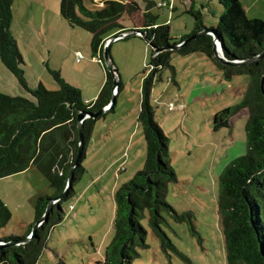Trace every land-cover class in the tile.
<instances>
[{"label":"rangeland","instance_id":"374dc122","mask_svg":"<svg viewBox=\"0 0 264 264\" xmlns=\"http://www.w3.org/2000/svg\"><path fill=\"white\" fill-rule=\"evenodd\" d=\"M120 1L138 4L140 13L123 14L117 21L125 30H135L137 22L144 18L146 3L141 0ZM152 1L155 6L149 13L158 25L169 26L172 41L189 36L193 31L194 18L190 11L199 12L203 26L209 30L216 29L222 13L219 0ZM159 4L164 5L160 7ZM241 4L247 19L264 21V0H242ZM84 5L91 10L102 9L96 3L92 5L90 0H84ZM13 10L15 19L10 31L16 37L17 31L24 30L20 19L23 9L14 5ZM69 30L75 34L74 50L70 55L63 49H56L49 66L47 56L38 51L35 53L32 43L28 44L27 38L19 35V51L24 58L21 67L30 87L34 88L38 83L35 74L42 73L41 83L50 91L57 90V86L47 68L57 69L55 71L66 83L83 87V102L88 105L92 100L86 99V93L91 92L93 81L100 72L105 78L103 55V64L97 60V66H83L92 59L91 35L80 28L71 30L69 27ZM120 32L113 29L111 35ZM64 37L63 42L69 36ZM76 51L84 57L79 63L74 57ZM151 53L152 47L142 37L121 39L110 47L109 57L116 67L119 65L120 77V72L126 73L130 80L125 82L123 78L114 110L99 120L102 131L107 129L106 134L109 133L106 139H102L106 144L100 150L95 149L92 142L87 145L82 163L86 173L74 184L73 196L62 203L63 220L50 231L37 264H102L105 248L114 238V193L145 166L146 147L137 117L142 80L144 74L149 73ZM170 65L172 69H163L154 82L150 104L154 121L168 139V162L177 179L168 185L165 200L174 211L186 216L185 221L176 222L168 213L162 214L161 229L172 247L167 243L163 245L144 220L147 247L139 250L133 264H227L218 211L220 176L232 161L247 154L248 112L240 111L229 120L228 127L217 130L213 118L223 109L241 102L250 78L242 74L225 79L223 72L201 53L180 55L174 52ZM131 74L134 75L132 79ZM84 87L88 89L86 92ZM0 93L32 100L1 61ZM170 103L174 105L173 111L168 110ZM135 124L137 135L130 140L131 149L125 152L120 144ZM123 152L124 157L129 154V158L119 167L117 162H123ZM117 167L118 172L115 171ZM121 167L123 172L119 171ZM16 175L0 179V200L11 213L8 225L0 230V239L24 235L28 226L25 228L23 220L30 218L32 221L28 225L35 223L37 198L54 195L36 168L26 175Z\"/></svg>","mask_w":264,"mask_h":264},{"label":"trees","instance_id":"16d2710c","mask_svg":"<svg viewBox=\"0 0 264 264\" xmlns=\"http://www.w3.org/2000/svg\"><path fill=\"white\" fill-rule=\"evenodd\" d=\"M97 1L103 2L101 10L87 8L84 0H60L59 12L68 27L83 29L91 35L92 57L103 64V44L106 38L113 29H123L117 23L118 19L123 14L131 16L140 8L134 1ZM141 1L146 3L144 27L137 31L144 32V40L151 47L180 46L190 36L207 30L202 24L201 14L190 11L194 18L193 31L189 36L172 41L169 26L158 25L155 17L149 13L150 8L155 6L153 1ZM241 1L219 0L222 13L218 18V26L210 29L218 34L223 54L228 60H246L264 51V21L247 19ZM13 2L14 0H0V61L32 100L0 93V179L23 173L31 167L36 168L46 179L54 195L37 198V223L48 202L63 193L69 169L76 161L79 139L77 114L81 111L97 113L107 107L112 99L115 80L114 72H108L104 66L103 86L96 99L88 105L83 102L80 90L66 83L56 71L47 69L57 90L50 91L42 83L31 88L21 67L23 58L17 41L10 31ZM90 3L95 4L94 0H90ZM131 32L132 30L123 29L116 36ZM174 52L180 55H205L223 72L227 80L242 74L250 78L241 102L232 108L223 109L213 118L214 128L217 130L228 127L229 120L240 111L248 112L247 154L232 161L222 172L218 211L227 264H264V57L243 67L222 66L214 58L211 35L188 41L176 50L155 53L152 49L149 73L144 74L142 80L137 117L146 147L145 166L114 193V238L105 248L102 264H133L139 250L147 247V232L142 224L144 220H147L161 243H167L168 247H172V244L161 229L164 221L162 214L168 213L176 222L185 221L186 215L174 211L165 200L168 185L177 179L168 162V139L154 121L150 104L154 82L163 69H172L170 61ZM115 74L117 75V71ZM121 88L122 83L118 80L116 97ZM114 107L115 104L106 113L112 112ZM106 113L84 122V147L74 170L72 187L56 202L54 210L36 229L29 242L0 247V264H37L50 231L63 220L62 203L73 196L74 184L86 173L82 166L85 150L95 123L104 118ZM10 219V211L0 200V230L8 225ZM33 227L34 225L31 231ZM22 239L12 236L0 239V243L6 245Z\"/></svg>","mask_w":264,"mask_h":264},{"label":"crops","instance_id":"0c3cea01","mask_svg":"<svg viewBox=\"0 0 264 264\" xmlns=\"http://www.w3.org/2000/svg\"><path fill=\"white\" fill-rule=\"evenodd\" d=\"M59 2H60V0H14L12 7H11L12 8V21L15 19V14H14V10H13L14 5H16L18 8L20 6L23 9V14H22V17H20V19L22 20L24 30L21 31L20 33H19V31H17L16 37L14 36V38L17 41V45H18L19 50H20V47H19V35H20L22 37L27 38L28 44L32 43L34 50H35V53H36V51H38V52H40L41 55L47 56V60H48L47 65L48 66L50 64V60H51L56 49H57V51L60 49H63V51H67L68 54L71 55V52H72V50H74L73 48L75 46V44H74L75 42H74V38H73L75 34H74V32H72V34L69 32L70 30H69L68 25L66 24L64 19L61 17L60 12H59V6H60ZM137 13H140V10ZM143 27H144V18H142L141 20H139L137 22V25L134 27V29L135 30H142ZM123 29H118V31H121V30L123 31ZM65 35H68L69 37L67 38V40L65 42H63ZM110 36H113V35L110 34L108 37H110ZM134 37L137 39H140L139 36H134ZM124 41H126V39ZM113 43H115V42H113ZM113 43L111 44V46L113 45ZM139 48L143 49L142 46H139ZM75 53H79V51H76ZM82 60H84V57ZM96 61H97V59L92 57L90 62H88L87 64H84L83 66H85V65L88 67L90 65L91 66H95V65L97 66ZM47 65H46V67H47ZM113 65H114L115 70L117 71L118 80L122 83L123 78H125V82H129L130 75L128 76L126 73L123 74L122 72H120V74H121V77H120L119 72H118L119 71V65H117L118 68L116 67L114 62H113ZM52 70L55 71L57 69L52 68ZM133 74H131V79H132V76H134ZM35 76L37 78L38 83H41L42 82V73L41 74L36 73ZM126 76H127V78H126ZM93 82H95V84H92L91 92L86 93V99L92 100L91 102H93L96 99V97L99 93V90L103 86V83H104L103 74L100 72V76L97 77V79H95V81H93ZM35 86L36 85H34V87ZM89 86H91V83ZM81 88H83V87L77 86V89L80 90L81 97L83 99V93H82L83 91ZM85 90H88V89H85V87H84V92H86ZM137 131L138 130H137V127L135 124V125H133V127L131 126L129 128V130L126 132L125 140L123 142H121V144H120V148H123V151L128 152V150L131 149L132 145H130L129 143L131 142L130 140H132L137 135ZM106 132H108L107 129H104L102 131V127L99 125V121H97L93 127V130H92V133L90 136V141L88 144H90L92 142V145H94L95 149L97 147L99 148V150L102 149L103 146L106 144V141H104V140L102 141V139L103 138L106 139L107 138L106 136H108V134H109V133L106 134ZM95 133H96V137L94 138ZM126 141L128 142L127 144H126ZM125 152H123V155H122L123 156L122 157L123 162H119V161H118L119 163L117 162L119 167L121 165L123 166L124 161L127 158H129V154H128V157L127 156L124 157ZM32 168H34V167H31L27 171L16 175V177L28 174ZM117 170H118V167L115 169V171H117ZM119 171L123 172L124 171L123 167H121ZM35 196H37V194ZM31 221H32V219H30V218L23 220L22 223L24 224L25 228H26V226H28L27 227L28 230L24 235L21 236V238H24L26 236L27 237L30 236L31 227L35 224L34 223V224L28 225Z\"/></svg>","mask_w":264,"mask_h":264},{"label":"water","instance_id":"95a60500","mask_svg":"<svg viewBox=\"0 0 264 264\" xmlns=\"http://www.w3.org/2000/svg\"><path fill=\"white\" fill-rule=\"evenodd\" d=\"M122 31V30H121ZM205 35H211L212 36V50H213V54H214V58L222 65V66H231V67H243V66H247V65H251L255 62H257L258 60H260L261 58L264 57V51L260 54H257L249 59L246 60H238V59H232V60H228L225 58L224 54H223V50H222V46L221 43L219 41V37L218 34L207 29V30H203L195 35L190 36L188 39L185 40V42L183 44H181L180 46H176V47H171V48H155L152 47V49L155 51V53H160L162 51L165 50H176L177 48L181 47L182 45H184L185 43H187L188 41L191 40H195L201 36H205ZM127 36H139L144 38L145 34L144 32L141 31H137V30H132V32L130 34H119V35H113L108 37L104 44H103V59H104V66L105 69L108 72H116L113 62L109 57V50H110V46L113 42L121 40L126 38ZM148 43V41H146ZM114 88H117V81H115L114 83ZM115 97L116 94H112V99L111 102L109 103V105L107 107H105L104 109H102L101 111L97 112V113H92V112H88V111H81L77 114V130H78V135H79V139H78V151H77V156H76V161L74 162V164L70 167L69 172H68V176H67V182H66V187L63 191V193L56 199L50 200L45 208L44 214L41 217L40 221L35 223L32 231H31V235L23 238L21 241L19 242H15V243H10V244H6V245H1L0 243V247L2 246H16V245H23L26 244L27 242H29L30 238L32 235H34L36 229L43 223L46 221L48 215L50 214V212H52L54 210V205L56 202H58L59 200H61L68 192V190L72 187V183H73V174H74V170L75 167L78 164V160L81 157V153L83 151V132H84V122L87 119H95L98 115L100 114H104L106 113L110 107L115 104Z\"/></svg>","mask_w":264,"mask_h":264},{"label":"built area","instance_id":"2783aa9c","mask_svg":"<svg viewBox=\"0 0 264 264\" xmlns=\"http://www.w3.org/2000/svg\"><path fill=\"white\" fill-rule=\"evenodd\" d=\"M94 2L96 3V4H98V5H100L101 7L103 6V2H99V1H97V0H94ZM164 4H160V6H163ZM169 7H170V5H169ZM126 35V34H125ZM75 57H76V62L77 63H79L82 59H83V56L81 55V54H79V53H76L75 54ZM114 80L115 81H117L118 82V77H117V75L114 73ZM112 94H117V88H114L113 90H112ZM168 110L169 111H173L174 110V105L172 104V103H170L169 105H168ZM56 204V203H55Z\"/></svg>","mask_w":264,"mask_h":264}]
</instances>
